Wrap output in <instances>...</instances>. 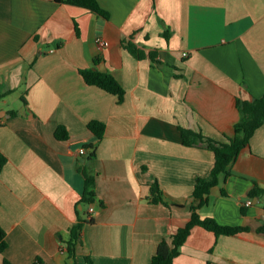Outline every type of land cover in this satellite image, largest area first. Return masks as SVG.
Returning <instances> with one entry per match:
<instances>
[{
  "label": "crops",
  "instance_id": "obj_1",
  "mask_svg": "<svg viewBox=\"0 0 264 264\" xmlns=\"http://www.w3.org/2000/svg\"><path fill=\"white\" fill-rule=\"evenodd\" d=\"M97 2L108 17L68 2L0 0V264H149L188 221L195 180L214 165L211 150L182 143L179 126L224 141L240 118L237 97L264 94V0ZM85 67L117 78L123 99L87 85ZM91 120L104 124L99 139ZM84 143L95 145L91 161ZM83 163L95 193L84 208L94 210L70 254ZM154 180L169 205L150 201ZM197 211L247 229L193 226L172 264H264V123Z\"/></svg>",
  "mask_w": 264,
  "mask_h": 264
},
{
  "label": "trees",
  "instance_id": "obj_2",
  "mask_svg": "<svg viewBox=\"0 0 264 264\" xmlns=\"http://www.w3.org/2000/svg\"><path fill=\"white\" fill-rule=\"evenodd\" d=\"M57 2H68V4L82 6L103 16L108 17L109 13L102 8L97 0H54ZM58 45V44H57ZM125 47L136 57H141V50L136 48L131 43H126ZM84 82L87 85H94L108 93L117 96L118 101H121L124 96V88L119 83V80L107 71H100L94 68H80ZM236 107L240 113L239 120L233 125V134L226 136V140L220 141L203 134L201 131L188 129L187 127L179 126L181 141L187 146H204L211 150L214 154V165L208 176H199L195 180L192 188V197L197 200V203L189 205L190 217L186 224L176 227L170 234L169 239L162 238L156 246L155 253L152 255L149 264H172L173 259L179 253V247L186 241L190 230L193 226L199 225L205 230L212 231L215 235L225 234L231 235L247 229L243 225H226L217 222L213 217H201L197 211L198 207L207 202L209 189L218 183V175L220 173L230 174V166L236 160L240 150L245 145L249 144V140L260 125L264 123V94L260 97L241 99L237 97ZM87 128L94 134L96 138H101L104 131V124L99 120H91L87 123ZM57 138L67 139L68 134L63 125H58L55 129ZM82 147L87 151V161H91L95 157L94 143L82 144ZM6 158L0 153V169ZM77 169L82 173L84 178L83 188L80 194L78 203L82 208H76L78 218L76 223L70 228V238L66 243L67 251L70 254L74 253V246L80 240V231L82 225L91 222L92 219L86 217L87 212L84 207L95 202V193L93 191L94 175L87 169L85 163L79 164ZM260 189L254 187L250 196L259 195ZM149 199L152 203H163L169 205L163 196V191L159 186L158 181L154 180L149 184ZM264 235V226L257 229ZM6 233L0 226V251L6 247ZM2 264H11L6 258H3Z\"/></svg>",
  "mask_w": 264,
  "mask_h": 264
},
{
  "label": "built area",
  "instance_id": "obj_3",
  "mask_svg": "<svg viewBox=\"0 0 264 264\" xmlns=\"http://www.w3.org/2000/svg\"><path fill=\"white\" fill-rule=\"evenodd\" d=\"M95 42L97 43V45L99 46V47H102L103 45H104V39L103 38H101V37H98L96 40H95ZM183 54H186V52H184ZM79 152L80 153H84V152H86L85 151V148L84 147H80L79 148ZM247 206L248 205H251L252 204V200L251 199H246V201L244 202ZM93 206L92 205H90L89 206V208H88V212L89 213H91V212H93ZM61 250L63 251V249L61 248Z\"/></svg>",
  "mask_w": 264,
  "mask_h": 264
}]
</instances>
